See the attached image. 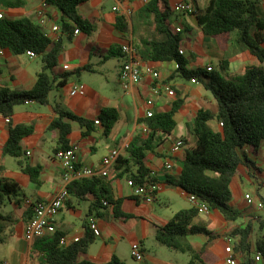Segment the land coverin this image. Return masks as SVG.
Returning <instances> with one entry per match:
<instances>
[{
  "label": "crops",
  "instance_id": "obj_1",
  "mask_svg": "<svg viewBox=\"0 0 264 264\" xmlns=\"http://www.w3.org/2000/svg\"><path fill=\"white\" fill-rule=\"evenodd\" d=\"M150 1V0H149ZM180 0H164L168 13L167 23L181 37L182 56L187 61V70H206L214 68L224 59L226 48L231 57L228 62V70L225 76H235L243 73L246 67H258L260 63L251 57L246 51L236 52L228 47L232 39L229 35L220 37H208L203 35L197 27L194 15H187L173 10V4ZM191 4L195 10L203 9L209 0H184ZM259 1V11L264 18V0ZM46 0H0V13L5 18L12 20L27 18L37 25V11ZM147 4L141 0H87L76 8L81 20L92 24V31L86 33L82 30H71L63 33L60 24L62 14L51 5L47 4L46 15L51 22L40 26L43 33L50 40L62 39L63 48L57 57L56 67L51 77L68 75L66 83L60 88L53 89L48 96V105L41 106L36 103H27L14 109L9 120L0 116V181L9 180L17 184L20 194L13 198L2 209L1 214L12 215L16 220L14 235L8 239L4 246L7 247L5 261L1 264H39V256L32 254L31 242L23 238V228L29 221L31 213L29 208L36 202H46L53 199L58 190L65 186L62 179V170L54 157L59 133L50 130L49 125L54 119L53 107L59 106L62 110L89 122V129L81 127L76 122H71V132L68 135L69 147L76 146L77 166L81 168H98L101 161L110 151H119V158L128 160L127 147L136 137L144 139L141 122L145 119L148 110L154 113H167L172 106L180 101L174 115L176 126L170 134H158L151 150L146 152L144 164L150 171L151 177L156 180V201L147 203L142 197H136L133 190L127 185L125 176L116 178L115 164L110 167L106 178L95 177L99 184L91 183L93 193L86 192L82 196L69 194L68 200L60 212L54 218L55 231L61 232L66 241V246L74 239H83L88 232L89 220H94L98 232L89 244L86 252L80 254V261H88L92 264H106L116 257L124 264H190L192 257L188 253H178L167 248V251L175 254H187L189 259L185 262L176 261V256L162 252L154 239L158 227L163 226L175 213L165 215L163 210L156 207L160 197L165 199V209L173 198H179L183 202L182 209L193 208L188 195L183 191L166 185L167 177H175L181 168V161L186 149L194 144V138L188 130L196 113L201 110L216 112V102L205 90L202 82L198 80H186L175 74V64L141 62L142 67H150L157 71L164 84L168 85L174 96H167L163 91L160 95H152L151 79L143 76L140 84L123 91L118 83V74L124 63V55L120 51L122 45H131L135 51L140 50L142 43L155 37V25L152 17L145 12ZM118 7V11L112 9ZM171 18L170 19V16ZM51 25L60 28L58 32L51 31ZM115 48L111 54L109 50ZM264 49V43L261 45ZM27 58L29 62L24 61ZM40 57L27 55L14 56L7 50L0 49V86L11 91H28L36 82V75L41 70L39 64L31 61ZM67 69H64V67ZM87 68L84 71H80ZM173 76V77H172ZM60 80V79H59ZM74 85L82 86V95L71 96ZM152 100V106L148 108L146 101ZM103 109H115L118 121L108 134H104L101 123L96 125L99 113ZM25 125L32 127V134L23 138L20 147L23 165L36 168L37 181L22 173L17 165V160L10 162L2 156V147L9 137V127ZM214 131H219L220 126L216 121L209 122ZM177 141L182 142L179 151L172 153L171 149ZM264 147V146H261ZM246 150V161H243L230 183L232 208L240 211L242 217L236 221L221 220L208 214H199L192 226L204 228L212 234L209 238L203 234L187 237L189 245L195 251L204 249L198 257L202 264H229L228 246L232 249L231 259L235 264L242 261L241 253L234 248L239 243L237 236L231 237L236 229H244L251 226L248 243L252 251L261 242L264 243V231L259 229V222L264 220L261 212L264 207L258 209L256 204L264 200V159L259 165V153ZM264 158V155H262ZM171 162V170L164 168L165 162ZM129 171L135 172L136 167L129 164ZM258 175V176H256ZM91 179H79L74 182ZM72 182V183H74ZM70 183V184H72ZM70 184L68 186H70ZM67 186V187H68ZM249 187L251 192H246L244 187ZM83 187L74 189L80 192ZM245 195L252 198L248 205ZM103 196L100 201L97 197ZM99 202H108L103 206ZM119 202L121 212L127 217H117L113 212L111 203ZM170 216V217H169ZM89 232V235L92 233ZM14 240V241H13ZM152 243H155L153 245ZM137 244L143 255L142 261H135L130 254L131 246ZM3 246V245H2ZM159 247V248H156ZM164 255V257H159ZM255 264H264V258L259 253H254ZM194 264H200L198 261Z\"/></svg>",
  "mask_w": 264,
  "mask_h": 264
},
{
  "label": "trees",
  "instance_id": "obj_2",
  "mask_svg": "<svg viewBox=\"0 0 264 264\" xmlns=\"http://www.w3.org/2000/svg\"><path fill=\"white\" fill-rule=\"evenodd\" d=\"M87 0H46L48 5L56 7L62 14L60 28L63 33L71 30H82L86 33L92 31V24L81 20L76 8ZM145 12L151 17L155 25V37L142 43L140 50L136 51L135 58L140 62L173 63L177 66L175 74L186 80H198L203 83L205 90L216 102V112L199 110L193 122L188 124V130L194 138V144L186 149L181 161V168L175 177H167L166 185L175 187L187 195L195 196L205 203L210 211H219L225 221H236L242 213L232 208L230 183L237 174L243 161H246V150L258 151L264 146V18L259 11L258 0H209L201 10H196L197 27L208 37L231 36L228 47L236 52L246 51L251 57L258 60V67H246L242 74L225 76L228 70L229 58L233 53L226 48L225 56L216 68L206 70H187V61L179 54L181 50V37L169 28L168 13L164 0H150ZM63 48L62 39L50 40L33 21L22 18L12 20L0 19V49L7 50L14 56L26 55L27 52L41 59V70L36 75L35 85L28 91H11L0 86V116L9 120L14 109L27 103H36L41 106L48 105V96L55 88L65 85L68 75L51 77L57 64V57ZM115 48L109 50L113 52ZM84 68L80 71H84ZM173 77V76H172ZM60 79V80H59ZM181 104L176 102L167 113H154L152 117L142 120L141 124L149 129L144 139L134 138L127 147L128 160L118 157L115 163V177H126L134 186H156V180L151 177L150 171L145 167L146 152L151 150L158 134H170L175 126L174 115ZM54 119L49 125L50 130H57L59 138L58 150L69 148L68 135L71 132V122L89 129L88 121L78 118L62 110L59 106L53 107ZM118 121L115 109H103L98 116V122L104 127V134H108ZM216 121L219 131H214L209 122ZM9 137L2 147V156L17 160L22 173L28 175L32 181H37L38 170L23 165L20 160L22 151L20 143L23 138L32 134V127L17 125L9 127ZM54 152V153H55ZM136 167L133 173L129 171V164ZM99 184L97 179L74 182L67 187L69 194L82 196L86 192L93 193L88 184ZM83 187L75 192L76 187ZM20 194L16 183L3 179L0 181V209ZM97 197V200L103 199ZM264 203V200L262 199ZM103 205L104 202H99ZM108 205V202H105ZM103 205V206H106ZM113 212L117 217H127L121 212L120 203L113 202ZM31 216L32 209L29 208ZM199 216L197 209L180 210L163 226L157 228L155 241L158 245L178 253H188L193 262L198 260L204 249L195 251L189 245L187 237L203 234L209 238L212 234L204 228L192 226ZM31 218V217H30ZM16 220L12 215H3L0 212V246L7 243L14 235ZM259 229L264 231V220L259 222ZM251 226L236 229L231 237L237 236L239 243L234 248L241 253L243 259L237 264H255L254 253L264 258V243L257 245L252 251L248 243ZM88 228L83 239L72 242L67 246H60L64 238L61 232L33 240L32 254L39 256V264H92L80 261L78 256L86 252L95 235H89ZM264 239V235H263ZM106 264H124L113 257ZM202 264V263H200Z\"/></svg>",
  "mask_w": 264,
  "mask_h": 264
},
{
  "label": "built area",
  "instance_id": "obj_3",
  "mask_svg": "<svg viewBox=\"0 0 264 264\" xmlns=\"http://www.w3.org/2000/svg\"><path fill=\"white\" fill-rule=\"evenodd\" d=\"M143 4H148L149 0H141ZM47 3H42L40 8L37 11L38 23L40 26H44L47 23H50L51 20L46 15ZM114 12L118 11V7H114L112 9ZM173 10L179 13L194 15L196 10L191 4L185 2L184 0L177 1L173 4ZM4 18L3 14L0 13V19ZM52 32L60 31V28L57 25H51ZM176 33L180 32L179 28L174 30ZM75 34L78 33L76 30ZM121 53L124 55V63L122 64L119 74H118V83L120 88L123 91L129 90L132 86L140 84L143 76H148L151 79L154 87L152 88V95L157 97L160 95L161 91H163L167 96H174L171 88L164 84L160 78V75L157 71L150 67H142L141 62L136 60L135 55L136 51L131 45H122L120 47ZM180 55L183 54L182 51L179 52ZM27 56L33 57L34 55L30 52L26 53ZM64 69H67L65 66ZM175 69L177 66L175 65ZM207 72L211 71V67L206 68ZM84 93L83 87L74 85L70 92L71 96L74 95H82ZM146 106L150 108L152 106V100L146 101ZM153 112L148 110L145 114V119L152 117ZM96 125L99 124L98 120L94 122ZM143 135L149 134V129L145 125H141ZM182 146L181 141H177L171 149L172 153H176L179 151ZM76 146L69 147L66 150H58L54 153V157L59 163L62 170V179L65 183V186L58 190L54 195L53 199L46 202H36L31 204L32 216L29 221L25 224L23 228V238L26 241L32 242L35 239L41 238L43 236L52 234L55 232L54 226V218L62 209L63 205L69 198V193L67 190V186L79 179H91L95 177L106 178L109 173L110 167H112L118 157L119 151L114 149L109 152V154L104 157L101 161V164L98 168L90 169V168H79L77 166L76 161ZM164 168L166 170H171L172 163L167 161L164 163ZM127 185L133 190V193L136 197H142L147 203H154L156 201V192L157 186L148 187V186H134L131 181L127 182ZM188 199L193 205V208L197 209L199 214H208L210 212L207 205L201 201H199L195 196L188 195ZM244 199L248 205L252 203V198L249 195H245ZM103 205H106L104 202ZM258 209H262L264 205L261 202L256 204ZM89 228L94 231V234L97 235L98 232L94 225V220H89ZM78 239H74L73 242H77ZM60 246H66V241L64 238L60 240ZM226 253L229 254V264H235V261L231 259L232 249L230 246L226 248ZM131 257L135 261H142L143 255L140 251V247L137 244H133L130 250ZM256 261L259 260V257L255 258Z\"/></svg>",
  "mask_w": 264,
  "mask_h": 264
},
{
  "label": "rangeland",
  "instance_id": "obj_4",
  "mask_svg": "<svg viewBox=\"0 0 264 264\" xmlns=\"http://www.w3.org/2000/svg\"><path fill=\"white\" fill-rule=\"evenodd\" d=\"M170 17V19H172L171 18V15L169 16ZM26 60V62H29V61H27L28 59L25 57L24 58V61ZM31 62H33L34 64H39V66H41V62H40V60L39 59H35L34 61H31ZM214 65V68H216L217 66H218V64H216V63H214L213 64ZM211 96V95H210ZM262 155H264V147H261V150H260V153H259V156H258V159H259V162H258V164L259 165H261L262 164V161H263V157H262ZM8 160L10 161V162H13V159H11V158H8ZM262 160V161H261ZM256 176H258V175H256ZM244 190L246 191V192H251V189L247 186V187H244ZM164 203H165V199L164 198H162V197H160V200H159V202H158V205H157V207H156V209L159 211V210H163V212H164V214L165 215H170V212H173V213H177L178 211H180L182 208V205H183V202L181 201V199H179L178 197L177 198H173V200L171 201V204H170V206H169V210L168 209H165V207H164ZM230 205L232 206V203H231V201H230ZM212 214H213V216H216V217H218L219 219H221V220H223V217H222V215H221V213L219 212V211H213L212 212ZM261 215H263L262 217H263V219H264V212H261L260 213ZM170 217V216H169ZM14 241V240H13ZM153 245H155V243H152ZM156 246V245H155ZM7 249V247L6 246H0V264L2 263V261H5V254H6V249ZM156 248H159V247H156ZM162 252H164L165 254H168V255H172V256H176V261H178V262H185V261H187L188 259H189V257H188V255L187 254H175V253H170L169 251H167V249H165L164 247H160L159 248ZM159 257H164V255L162 256V255H159ZM142 264V263H141Z\"/></svg>",
  "mask_w": 264,
  "mask_h": 264
}]
</instances>
